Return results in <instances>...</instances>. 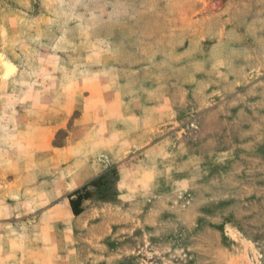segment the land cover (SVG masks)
Wrapping results in <instances>:
<instances>
[{
    "label": "rangeland",
    "instance_id": "rangeland-1",
    "mask_svg": "<svg viewBox=\"0 0 264 264\" xmlns=\"http://www.w3.org/2000/svg\"><path fill=\"white\" fill-rule=\"evenodd\" d=\"M0 264H264V0H0Z\"/></svg>",
    "mask_w": 264,
    "mask_h": 264
},
{
    "label": "trees",
    "instance_id": "trees-1",
    "mask_svg": "<svg viewBox=\"0 0 264 264\" xmlns=\"http://www.w3.org/2000/svg\"><path fill=\"white\" fill-rule=\"evenodd\" d=\"M81 200V195L77 196V198H71V205L75 215H78L82 212V208L80 207Z\"/></svg>",
    "mask_w": 264,
    "mask_h": 264
},
{
    "label": "bare ground",
    "instance_id": "bare-ground-1",
    "mask_svg": "<svg viewBox=\"0 0 264 264\" xmlns=\"http://www.w3.org/2000/svg\"><path fill=\"white\" fill-rule=\"evenodd\" d=\"M12 69H13V68H12V67H10V66H9V67H7V69H6V70H8V71H7V74H9V73L13 72V70L15 69V67H14V69H13V70H12Z\"/></svg>",
    "mask_w": 264,
    "mask_h": 264
}]
</instances>
